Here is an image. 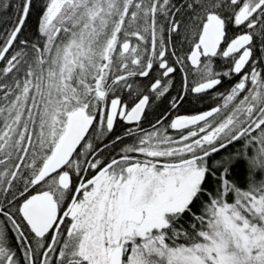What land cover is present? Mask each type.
<instances>
[{"label": "snow or ice", "instance_id": "snow-or-ice-1", "mask_svg": "<svg viewBox=\"0 0 264 264\" xmlns=\"http://www.w3.org/2000/svg\"><path fill=\"white\" fill-rule=\"evenodd\" d=\"M0 264H264V0H0Z\"/></svg>", "mask_w": 264, "mask_h": 264}]
</instances>
